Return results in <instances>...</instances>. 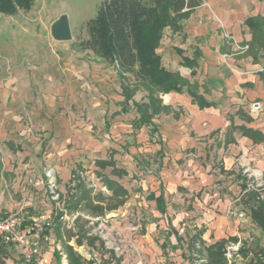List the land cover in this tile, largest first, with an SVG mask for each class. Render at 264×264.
Here are the masks:
<instances>
[{
  "label": "crops",
  "instance_id": "1",
  "mask_svg": "<svg viewBox=\"0 0 264 264\" xmlns=\"http://www.w3.org/2000/svg\"><path fill=\"white\" fill-rule=\"evenodd\" d=\"M256 16L264 17V0H202L182 21L180 32L165 30L157 48L163 66L182 75L181 57L176 49H182L188 56L197 49L200 54L198 66L190 81H197L201 85L200 93L215 105L200 108L185 91L160 94L164 108L152 118V124L144 125L150 130L141 131L139 138L132 136L135 142L144 141V149L139 148L140 152L144 150L163 156L160 165L154 168L132 169L138 178L132 183L135 189L133 202L148 222L141 233H133L128 226L121 228L118 222L113 224L125 242L120 254H116L118 264H181L182 259L176 257L177 240L172 234L168 235L169 228L166 227V220L175 214L172 202L183 204L186 197H193L194 205L195 201L201 204L197 195L205 193V189L224 174L231 177L238 173L237 178L245 181L241 184L243 194L249 190L246 171L259 173L264 178V47L248 49L252 32L244 23L247 18ZM238 46L247 47L237 49ZM50 49L53 62L43 56L47 53L40 52L38 56L44 60L41 70H34L32 78L20 81L28 87L23 95H18L16 85L13 86L16 91L10 87L19 82L18 74L8 77L5 83L0 81V109L23 108L26 117L22 119L39 132L36 137L25 131L29 129L21 117L14 114L18 111L7 115L5 113L10 110L0 111V164L3 170H8V157L14 161L8 151L19 148L21 152L16 150L15 154L22 153L28 158L22 165L26 168L25 178L39 189L38 197L42 203L47 198L43 177L46 167L53 172L54 178L60 179V184L65 183L71 170L76 169L78 158L92 151L90 126L80 128L73 122L71 108L74 102L76 105L82 101L91 102L100 107L98 112L103 116L98 133L103 140H116L122 132L132 131L131 125L121 122V118L109 122L104 115L105 108L115 103L123 111L120 80L115 71L98 74L90 68L89 61L82 60L83 54H92L88 50L72 53L64 44L52 45ZM33 84L32 90L29 85ZM202 86L206 88L204 92ZM91 92L96 96L90 97ZM105 124L109 125L107 131L103 129ZM154 139L158 144L153 145ZM77 141H81L80 145ZM113 152L116 153V149ZM109 160L112 172L124 173L125 169L116 166L113 156ZM76 173L83 174L81 170ZM253 190L264 201V187ZM56 195L59 196L58 192ZM60 197L58 202H53L54 208L66 209V196ZM211 198L215 205L224 203L226 207L229 204L228 198H218L217 193ZM207 199L206 195L203 200ZM12 208V203L0 202L3 210L0 213L12 212ZM41 209L46 211L50 206L45 203ZM69 215H75L76 220L81 214L74 211ZM32 216L35 215L27 218ZM57 216L60 218V211ZM176 218L180 220L182 214L177 213ZM222 219L226 220L225 216L216 217L210 224L215 237L227 229L220 225ZM209 235L207 229L199 234L203 240ZM84 237L90 239L93 236L87 232ZM70 239L68 243L73 247V238Z\"/></svg>",
  "mask_w": 264,
  "mask_h": 264
},
{
  "label": "rangeland",
  "instance_id": "2",
  "mask_svg": "<svg viewBox=\"0 0 264 264\" xmlns=\"http://www.w3.org/2000/svg\"><path fill=\"white\" fill-rule=\"evenodd\" d=\"M101 2L102 0H34L32 7L28 11L18 10L15 15L0 14V81L5 83L8 77L18 74L19 82L10 84V87L16 85L19 88L18 95H23L22 93L26 92L28 87H24L20 81L26 77L32 78L34 70H41V62L44 60H40L41 58L38 56L40 52L43 54L47 53V55L43 56L48 57L47 60L53 62L51 59L53 52L50 49L52 45H67L68 50L72 51V53L83 51L78 48L77 41L80 38L85 39L87 37L86 22L95 17ZM60 20L68 22L72 35L70 40L59 41L53 38L51 25ZM82 58V60L89 61L90 68L96 70L98 74L106 70L115 71L111 65L93 53L83 54ZM74 61L79 63L77 59ZM181 73L183 77L189 80L192 78L189 75V70L184 66L181 68ZM34 87V84L29 85L32 90ZM15 89L16 87L12 88L13 91H16ZM144 94L145 92L141 89L137 90L133 99L140 101ZM91 95L96 96L92 92L90 97ZM78 104L76 105L74 102L71 108V116L76 126H80V128L84 127V125L90 126L88 131L92 136L90 146L92 151L88 154L83 153L78 158L77 162H75L76 169L71 170L70 177L65 183L60 184V179L58 177L54 178L53 172L46 167L43 177L47 198H44V203L40 202L38 197L39 189L36 185L33 182H29L28 178H25L26 168L24 169L22 165L26 164L28 158L22 153L15 154L19 148L15 149L14 152L8 151L9 156L14 158V161L11 162L8 157V164L10 165L8 170H3L0 164V202L2 204L12 203L13 208L11 211H18L24 221H27V217L31 214L36 215V213L44 211L41 207L45 203L52 209L54 208L53 202H58L61 195L66 196V201H69L74 193L79 195L84 189H89V195L97 199V201L99 200L103 207L102 211L100 209L87 210L81 207V203L76 211L83 216L80 215L69 224L56 215L55 225L46 232L40 255L37 260L28 264L68 263L69 248L81 257L85 263L97 264L99 259V264H118V256L116 254H120L121 246L125 243L121 240L123 239L122 233L116 227L120 233L118 237H114L116 240L111 236L104 239L99 236L96 223L92 225L86 218H103L107 220V225H113L118 222L119 227L128 226L131 230L135 227L136 230H132L133 233H141L146 222H148L145 220L146 215L138 207L136 209L135 206L137 205L133 202L135 189L132 187V183L138 180L133 170L154 168L160 165L163 155L145 152L144 150L140 152L139 148L144 149V141L138 140L135 142L131 138L132 136L139 138L141 131L150 130L149 126L138 127L134 120L137 116L134 108L130 107L121 111L120 105L115 103L105 108V117L108 118L109 122L114 118H121V122L131 125L132 131L130 133L122 132L118 138H115L116 140L107 139L105 141L98 133L103 116L102 113L98 112L100 107L91 102L82 101ZM6 110H10V112L5 113L6 115L10 114L11 111H18L17 114H14L20 116L24 125H26V122L22 119L26 117L23 108H17L16 110L11 107L0 109L1 112ZM26 129H29L25 130L28 133H33L36 137L39 136V132L30 128L29 125H26ZM103 129L107 131L109 125L105 124ZM46 141H48V137ZM77 142L80 145L81 141ZM47 143L45 142V145ZM152 143L153 145L158 144V140L154 139ZM7 144L9 145V143ZM113 149H116L117 152H113ZM110 156H113L116 166L118 168L123 167L126 172L124 171L123 174L115 173L112 172L110 164L100 165L99 160L110 161ZM0 158H2L1 153ZM10 169L12 171H9ZM79 170L83 172L81 174L82 177L80 173H76ZM237 175L238 173H236V176L228 177V175L224 174L217 177L213 181L212 186L205 189V193L208 196L207 200H203L206 197L205 193L197 195L201 204H197L195 201L194 205L192 203L193 197H186L183 204L172 202V209L175 214H171V218L166 220V227L169 228L168 235L172 234L177 240L179 248H175L177 250L176 257L182 259L181 264H264V233L250 217V208L254 205V202L243 194L241 184L242 182L245 183V181L237 178ZM105 178L117 181L127 191L124 202L114 210H108L115 201L111 198L110 191L104 185ZM78 185L79 187H77ZM51 190L53 191L50 192ZM57 192L59 196L53 198L55 199L53 200L50 195L56 197ZM213 193H217L218 198H228L229 204L226 207H224V203L220 206L215 205L213 198H211ZM118 210L123 212H118ZM67 211L69 214L74 212L69 209ZM0 212H3V210L0 209ZM177 213L182 214L180 220H176ZM240 213L243 217L238 216ZM224 216L226 220L222 219L223 221L220 222V225L227 227V229L221 233L218 232L217 237H215L213 235V227L210 224L214 222L213 220L216 217L223 218ZM121 219L122 221H120ZM224 221H226V224H224ZM154 222L152 221V223ZM206 229L210 235L203 240L198 234L201 230L205 231ZM87 232L93 237L86 239L84 234ZM232 236L235 237V240L231 239ZM71 237L75 247L68 243ZM130 238L133 239V237ZM114 241L120 246L117 253L112 249ZM221 241L223 242L218 248V244ZM127 243L130 244L129 239H127ZM229 244L237 246L238 249L231 251L230 255H226V247ZM56 245H58L59 249H57ZM92 252L96 253V257L91 255ZM0 264H16L14 254L1 242Z\"/></svg>",
  "mask_w": 264,
  "mask_h": 264
},
{
  "label": "trees",
  "instance_id": "3",
  "mask_svg": "<svg viewBox=\"0 0 264 264\" xmlns=\"http://www.w3.org/2000/svg\"><path fill=\"white\" fill-rule=\"evenodd\" d=\"M201 1L102 0L95 17L86 22L87 37L78 39V48L91 51L115 69L123 96L122 109L126 110L132 105L137 113V125L152 124V118L164 108L159 95L170 91L187 92L200 108L215 105L200 93L201 85L197 81H190L178 71L165 68L157 53L165 30L180 32L182 21L190 16ZM33 3L34 0H0V14L15 15L18 10L28 11ZM244 23L252 32V41L247 43L248 49L264 47V17L247 18ZM176 50L181 57V65L189 69L191 77L194 76L199 51L195 49L188 56L182 49ZM202 88L204 92L206 88ZM140 89L145 94L140 101H135L133 96ZM99 163L105 165L112 162ZM104 185L115 201L108 210L121 205L127 191L109 178L104 179ZM245 195L254 202L250 217L264 233V201L256 190L249 189ZM69 201L66 206L71 211H76L81 203V207L87 210H103L99 200L89 195V189H84L79 195L74 193ZM231 239L235 240V237ZM67 257L69 264H90L85 263L70 248Z\"/></svg>",
  "mask_w": 264,
  "mask_h": 264
},
{
  "label": "built area",
  "instance_id": "4",
  "mask_svg": "<svg viewBox=\"0 0 264 264\" xmlns=\"http://www.w3.org/2000/svg\"><path fill=\"white\" fill-rule=\"evenodd\" d=\"M246 47L247 46H238L237 49H245ZM246 174L249 180L247 189L253 190L264 187V178L259 173L246 171ZM57 196L58 195H56V197L52 196L51 198H57ZM59 211L61 213L60 218L65 220L68 224L70 222L72 223L76 217L75 215L70 216L67 210L62 208H52L42 211L28 218L27 221H24L17 212L0 214V242L14 254L16 264H28L37 259L41 253L42 242L45 239L46 232L55 225V216L59 214ZM238 216L243 217L241 213ZM87 220L92 225L96 223L99 236L104 239L109 236L115 239L120 234L116 227L107 225L108 222L106 219L87 217ZM132 230L135 231L136 228L133 227ZM56 247L59 249L58 245H56ZM112 247L116 253L120 249V246H118L115 241ZM235 249H238V247L229 244L226 247V255H230V252ZM91 255L96 257L95 252H92ZM97 264H99V259L97 260Z\"/></svg>",
  "mask_w": 264,
  "mask_h": 264
},
{
  "label": "water",
  "instance_id": "5",
  "mask_svg": "<svg viewBox=\"0 0 264 264\" xmlns=\"http://www.w3.org/2000/svg\"><path fill=\"white\" fill-rule=\"evenodd\" d=\"M51 34L53 38L59 41H67L72 38L69 24L66 20H60L51 25Z\"/></svg>",
  "mask_w": 264,
  "mask_h": 264
}]
</instances>
